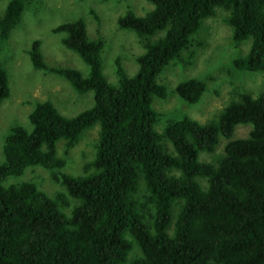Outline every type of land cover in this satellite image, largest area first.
I'll return each mask as SVG.
<instances>
[{
  "label": "trees",
  "instance_id": "trees-1",
  "mask_svg": "<svg viewBox=\"0 0 264 264\" xmlns=\"http://www.w3.org/2000/svg\"><path fill=\"white\" fill-rule=\"evenodd\" d=\"M31 1L8 0L0 42ZM146 1L152 8L144 16L127 11L117 21L136 36L142 53L132 77L115 59L116 84L101 70L102 40L88 37L82 19L51 32L62 35L61 44L87 66L86 75L48 66L40 42H32L31 66L63 78L77 95L92 92L93 105L65 117L50 102H36L29 129L10 128L0 164V264H264V92L234 90V99L208 122L183 116L160 130L151 105L167 96L157 81L166 66L192 65L204 45H194L198 31L215 8L227 14L234 46L250 41L233 66L264 73V0ZM203 81L186 79L174 91L194 105L206 91ZM9 95L0 63V105ZM96 124L94 157L80 175L63 172L57 145L67 155ZM238 125L250 126L247 137L231 139ZM220 139L226 143L216 155ZM200 154L212 156L204 162ZM36 166L61 191L50 197L33 182L4 185Z\"/></svg>",
  "mask_w": 264,
  "mask_h": 264
},
{
  "label": "rangeland",
  "instance_id": "rangeland-1",
  "mask_svg": "<svg viewBox=\"0 0 264 264\" xmlns=\"http://www.w3.org/2000/svg\"><path fill=\"white\" fill-rule=\"evenodd\" d=\"M7 2L0 0V17ZM151 8L146 0H32L25 6L8 38L0 42V63L6 71L10 91L9 97L0 105V164L5 161L3 147L10 128L21 125L29 129L27 116L36 102H50L65 117L76 116L93 105L92 92L77 95L63 78L31 66L28 52L32 42H40V52L48 66L68 67L86 75L87 66L61 44L62 35L51 32L60 24L80 18L85 23L88 37L102 40L101 70L109 83L116 84L115 59H119L126 75L132 77L137 71L135 58L142 53L136 36L119 29L117 21L127 11L144 16ZM226 15L221 8H215L214 17L202 22L194 45L197 40L204 45L197 48L191 66L182 67L179 62H171L159 74L157 81L165 86L167 96L162 100L154 99L151 104L160 115L156 122L157 130L165 122L183 116L201 124L208 122L234 99V90L250 92L253 96L264 92V73H247L233 66L235 59L247 54L250 41H243L238 46L231 43V30L224 22ZM189 78L206 82V91L194 105L182 102L174 91L179 82ZM249 130L248 125H238L231 139L246 138ZM98 132L97 124L85 130L67 155L63 154L62 143L57 145V157L64 161L63 172L73 176L82 173V165L94 157ZM225 143L226 140L220 139L216 155L222 153ZM166 147L169 149L168 143ZM211 156L200 154L199 158L207 162ZM21 181L35 183L50 197L61 191L50 174L39 166L26 169L19 178H7L4 185ZM135 253H130L129 257Z\"/></svg>",
  "mask_w": 264,
  "mask_h": 264
}]
</instances>
